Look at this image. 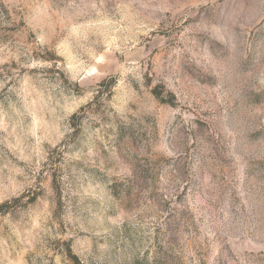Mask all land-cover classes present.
<instances>
[{"label": "rangeland", "instance_id": "374dc122", "mask_svg": "<svg viewBox=\"0 0 264 264\" xmlns=\"http://www.w3.org/2000/svg\"><path fill=\"white\" fill-rule=\"evenodd\" d=\"M78 262L264 264V0H0V264Z\"/></svg>", "mask_w": 264, "mask_h": 264}, {"label": "trees", "instance_id": "16d2710c", "mask_svg": "<svg viewBox=\"0 0 264 264\" xmlns=\"http://www.w3.org/2000/svg\"><path fill=\"white\" fill-rule=\"evenodd\" d=\"M155 95L158 97V95H159V93L158 92H156V90H155ZM78 264H81L80 262H78Z\"/></svg>", "mask_w": 264, "mask_h": 264}]
</instances>
